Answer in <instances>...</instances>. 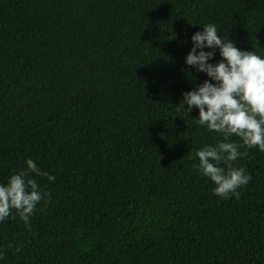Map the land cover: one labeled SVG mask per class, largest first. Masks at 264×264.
Instances as JSON below:
<instances>
[{
	"label": "trees",
	"instance_id": "trees-1",
	"mask_svg": "<svg viewBox=\"0 0 264 264\" xmlns=\"http://www.w3.org/2000/svg\"><path fill=\"white\" fill-rule=\"evenodd\" d=\"M208 23L264 56V0H0V183L55 176L29 173L50 201L0 222V264H264V152L239 199L194 167L223 139L183 101L215 83L186 64Z\"/></svg>",
	"mask_w": 264,
	"mask_h": 264
},
{
	"label": "clouds",
	"instance_id": "clouds-1",
	"mask_svg": "<svg viewBox=\"0 0 264 264\" xmlns=\"http://www.w3.org/2000/svg\"><path fill=\"white\" fill-rule=\"evenodd\" d=\"M191 39L194 43L186 64L196 66L215 83L205 80L185 92L183 101L188 111L192 107L199 109L198 125L223 137L215 145L206 144L195 151L199 163L194 167L215 185L216 196L239 199L238 189L246 186L251 176L235 162L246 157L250 149L264 152V56L238 48L231 39L218 35L216 25L211 23L203 24V31L194 33ZM205 47H218L223 59L209 63L215 53L204 51ZM233 136L241 142L233 141ZM26 164L27 169L13 173L6 184L0 183V222L14 219L15 212L31 230V216L38 204L50 201V193L42 190L29 173L46 176L50 181L55 176L42 172L32 159Z\"/></svg>",
	"mask_w": 264,
	"mask_h": 264
}]
</instances>
